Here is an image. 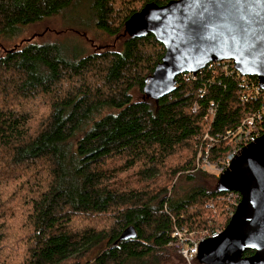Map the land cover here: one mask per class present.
I'll return each instance as SVG.
<instances>
[{
    "label": "trees",
    "instance_id": "16d2710c",
    "mask_svg": "<svg viewBox=\"0 0 264 264\" xmlns=\"http://www.w3.org/2000/svg\"><path fill=\"white\" fill-rule=\"evenodd\" d=\"M92 1L97 28L115 39L109 50L34 38L0 54V264H80L89 254L84 264H181L175 254L189 264L173 234L200 239L236 210L199 154L213 144L209 161L221 166L242 146L247 115L263 114L264 130V91L256 76L216 61L180 75L172 94L144 99L166 48L152 34L130 37L125 22L170 0ZM74 6L0 0V45ZM131 226L136 237L121 240Z\"/></svg>",
    "mask_w": 264,
    "mask_h": 264
},
{
    "label": "water",
    "instance_id": "95a60500",
    "mask_svg": "<svg viewBox=\"0 0 264 264\" xmlns=\"http://www.w3.org/2000/svg\"><path fill=\"white\" fill-rule=\"evenodd\" d=\"M187 0H170L165 4L149 2L125 22V32L132 38L150 34L163 43L166 52L154 72L147 77L144 99L159 100L174 92L178 77L184 73L197 75L208 64L232 61L242 76H256L264 91V51L249 56L243 48L218 38V43L189 41L184 28V8ZM257 12L264 13V3L254 4ZM227 33V29L223 30ZM214 36L215 30L207 33ZM264 35V29H257ZM220 192L236 191L241 201L229 223L200 242L197 259L202 264H264V132L245 145L232 159L230 166L217 181ZM135 228L128 227L121 240L136 237ZM256 244L253 248L248 246ZM248 250L252 254L245 255Z\"/></svg>",
    "mask_w": 264,
    "mask_h": 264
},
{
    "label": "snow or ice",
    "instance_id": "6c2138e0",
    "mask_svg": "<svg viewBox=\"0 0 264 264\" xmlns=\"http://www.w3.org/2000/svg\"><path fill=\"white\" fill-rule=\"evenodd\" d=\"M260 3L264 0H187L182 17L187 38L216 44L226 35L234 47L243 48L249 56L264 51V35L256 34L257 29H264V13L253 7ZM210 30L216 34L209 36ZM248 246L255 248L256 244Z\"/></svg>",
    "mask_w": 264,
    "mask_h": 264
},
{
    "label": "rangeland",
    "instance_id": "374dc122",
    "mask_svg": "<svg viewBox=\"0 0 264 264\" xmlns=\"http://www.w3.org/2000/svg\"><path fill=\"white\" fill-rule=\"evenodd\" d=\"M129 1V0H126ZM93 1L92 0H75V6L73 9L68 11L64 16L62 14L56 15L51 18L45 19L43 22L36 25H30L21 28V32L14 39L5 40L0 45V54L5 51L3 48H11L16 44H22L26 39H34L39 42H58L66 46V48H75L77 53L84 52L85 54L93 53L95 51H107L110 49V46L115 45V39L108 36L105 32L98 29L96 26V19L91 11ZM120 1L117 6L121 4ZM140 2H137L139 5ZM142 7L139 8V10ZM70 53H74V50H70ZM76 53V52H75ZM195 76V75H194ZM24 104H27V107L33 112V116L41 115L39 109L40 105H36V102H30L29 100L24 101ZM210 140V139H209ZM220 162V161H219ZM209 171L215 177L220 173L217 171V163ZM208 171V172H209ZM218 181V180H217ZM213 214L210 216V221L217 220L218 214L215 211H212ZM84 221H79V224L82 225ZM95 224V223H94ZM223 229V228H221ZM176 261L181 264H185L183 259L175 254ZM91 254H89L85 259H82L80 264H84L85 260H89ZM91 264V263H90ZM193 264V263H192Z\"/></svg>",
    "mask_w": 264,
    "mask_h": 264
},
{
    "label": "built area",
    "instance_id": "2783aa9c",
    "mask_svg": "<svg viewBox=\"0 0 264 264\" xmlns=\"http://www.w3.org/2000/svg\"><path fill=\"white\" fill-rule=\"evenodd\" d=\"M185 74V73H184ZM210 113H213L210 111ZM262 114V113H261ZM207 119H209V116H207ZM256 117L252 115H247V117L242 121V131L239 136V138L236 139V142L243 141L242 146L236 148L233 150L221 163V166L217 165V171L218 173L224 172L229 166L234 158V156L240 152V150L247 145L250 142H253L256 137L261 135V133L264 132L263 128L261 125L258 126V123H262L263 121V114L258 117V122L256 121ZM244 126V128H243ZM231 132V131H230ZM235 132V133H234ZM231 132L230 137H237L239 134L237 131ZM212 145H209L207 150L205 151V156H201V153L199 154V164L198 167L205 169V170H210L215 166L214 163L209 161V155H210V149ZM219 174V176H220ZM218 176V177H219ZM231 197L233 198V203L237 206L240 201H241V195L239 192L236 191H231ZM232 215L234 214V211L231 213ZM231 215V216H232ZM222 229L216 230L209 235H205L204 237H201L200 239H197V237H193V234H189V236L186 235V232L188 233V230L186 228L181 229L180 231H177L173 234L174 237V244L176 247L179 249V253L188 261L189 264H192L198 256V251H199V245L202 240H204L207 237L210 236H216L218 235L219 231Z\"/></svg>",
    "mask_w": 264,
    "mask_h": 264
}]
</instances>
